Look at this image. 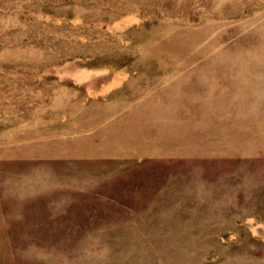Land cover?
Returning a JSON list of instances; mask_svg holds the SVG:
<instances>
[{
  "label": "rangeland",
  "instance_id": "obj_1",
  "mask_svg": "<svg viewBox=\"0 0 264 264\" xmlns=\"http://www.w3.org/2000/svg\"><path fill=\"white\" fill-rule=\"evenodd\" d=\"M0 264H264V0H0Z\"/></svg>",
  "mask_w": 264,
  "mask_h": 264
}]
</instances>
